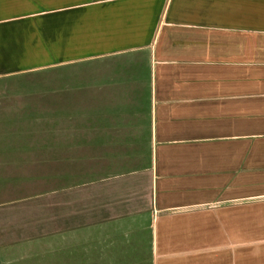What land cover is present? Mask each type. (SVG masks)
Masks as SVG:
<instances>
[{
	"label": "crops",
	"instance_id": "obj_1",
	"mask_svg": "<svg viewBox=\"0 0 264 264\" xmlns=\"http://www.w3.org/2000/svg\"><path fill=\"white\" fill-rule=\"evenodd\" d=\"M253 205L264 264V0H0V249L243 264Z\"/></svg>",
	"mask_w": 264,
	"mask_h": 264
},
{
	"label": "rangeland",
	"instance_id": "obj_2",
	"mask_svg": "<svg viewBox=\"0 0 264 264\" xmlns=\"http://www.w3.org/2000/svg\"><path fill=\"white\" fill-rule=\"evenodd\" d=\"M27 91L26 87H21V90ZM18 126V131L2 132L3 137H20L28 138V132H24L22 129L24 125L31 122V116L28 114H21ZM38 117V116H37ZM244 235L245 241L242 244L243 247V264H255V205L247 206L244 208ZM33 256V255H32ZM0 264H37V261L31 256H20L19 250L15 248L4 247L0 249Z\"/></svg>",
	"mask_w": 264,
	"mask_h": 264
}]
</instances>
